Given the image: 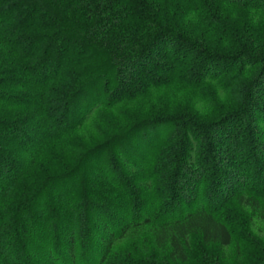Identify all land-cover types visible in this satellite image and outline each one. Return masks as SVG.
Wrapping results in <instances>:
<instances>
[{
	"label": "trees",
	"instance_id": "obj_1",
	"mask_svg": "<svg viewBox=\"0 0 264 264\" xmlns=\"http://www.w3.org/2000/svg\"><path fill=\"white\" fill-rule=\"evenodd\" d=\"M226 208L264 247V0H0V264H247Z\"/></svg>",
	"mask_w": 264,
	"mask_h": 264
},
{
	"label": "rangeland",
	"instance_id": "obj_2",
	"mask_svg": "<svg viewBox=\"0 0 264 264\" xmlns=\"http://www.w3.org/2000/svg\"><path fill=\"white\" fill-rule=\"evenodd\" d=\"M81 150L80 143L72 136L66 137L63 142L50 146V150L46 156H44L43 159L33 168L28 176L19 180L18 186L21 187L22 185H25L29 189L34 188L40 184L49 173H58L70 168L75 164ZM18 186H16V190H18ZM234 213L235 212L231 208H226L222 215L225 216L233 231L237 235L243 237L247 242V264H257L262 260L264 247H260L259 243L253 241L246 235L242 223L234 216Z\"/></svg>",
	"mask_w": 264,
	"mask_h": 264
}]
</instances>
